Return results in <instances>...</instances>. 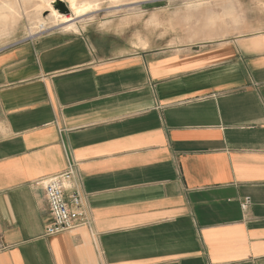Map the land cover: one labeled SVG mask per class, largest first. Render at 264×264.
Listing matches in <instances>:
<instances>
[{"label": "crops", "instance_id": "crops-1", "mask_svg": "<svg viewBox=\"0 0 264 264\" xmlns=\"http://www.w3.org/2000/svg\"><path fill=\"white\" fill-rule=\"evenodd\" d=\"M232 4L221 38L192 15L157 46L0 52V264H264V0ZM69 171L89 225L46 236L42 184Z\"/></svg>", "mask_w": 264, "mask_h": 264}, {"label": "rangeland", "instance_id": "rangeland-1", "mask_svg": "<svg viewBox=\"0 0 264 264\" xmlns=\"http://www.w3.org/2000/svg\"><path fill=\"white\" fill-rule=\"evenodd\" d=\"M99 1L101 5L98 11L79 17L75 19V21L78 26H84L80 31L85 30L87 33L100 32L108 37V42H110L112 48H127L130 44L134 45L138 39L149 40L152 46H157L162 42L160 39L163 36L169 38L183 34L188 36L191 31H189V29L190 26L192 27V17L188 23H185L183 18L186 14V4L192 3L195 0H122L117 6L111 5V0ZM203 1L209 3V6H206L205 10L208 11V13L214 12L218 14L221 12L222 8L220 9V7L217 6L221 0ZM247 1L248 0H243V2L246 3ZM63 2L67 5L70 0H63ZM80 2L83 1L80 0ZM54 4L55 2H51L53 8ZM22 10H24L23 7ZM33 11L34 10L30 8L28 10L30 13ZM56 11L58 12V10ZM192 11L194 12L193 14L191 12V16L193 15L194 19L196 18L198 21H201V25L205 14L204 9ZM48 15L49 10L46 9L43 16L47 17ZM155 15L158 19V23H150V18ZM225 25L228 34L235 30V25ZM48 31L53 30L50 29ZM29 32V23L23 15L21 21L8 35H1L0 50L13 47L26 41ZM103 42L105 41L103 40Z\"/></svg>", "mask_w": 264, "mask_h": 264}, {"label": "bare ground", "instance_id": "bare-ground-1", "mask_svg": "<svg viewBox=\"0 0 264 264\" xmlns=\"http://www.w3.org/2000/svg\"><path fill=\"white\" fill-rule=\"evenodd\" d=\"M57 0H0V37L6 36L9 32L21 21L23 15L30 26V36L48 31L50 29L62 31L77 32L83 29L84 26H78L75 19L79 17L95 13L100 8L99 0H70L67 7L70 9L69 15H63L57 12L51 5V2L56 3ZM63 1V0H61ZM235 0H221L217 6L221 9V4H227L221 12L216 14L214 12L208 13L206 3L203 0L187 3L185 6V16L183 21L188 23L191 19L192 10L204 9L203 22L198 26L196 34L204 37H223L228 31L226 30V23L223 22V17L232 16L234 14L233 2ZM67 2V1H66ZM122 0H111V5L117 6ZM22 7L24 10H22ZM33 9L32 13L28 10ZM48 9L49 15L43 16L44 11ZM32 11V10H31ZM150 23L157 24L158 19L155 16L150 18ZM6 34V35H5ZM29 37V36H28ZM31 38V37H30ZM209 39V38H208ZM211 39V38H210ZM216 39V38H215ZM136 48L142 47L143 44L140 39L134 44Z\"/></svg>", "mask_w": 264, "mask_h": 264}, {"label": "built area", "instance_id": "built-area-1", "mask_svg": "<svg viewBox=\"0 0 264 264\" xmlns=\"http://www.w3.org/2000/svg\"><path fill=\"white\" fill-rule=\"evenodd\" d=\"M4 49H1L0 52ZM70 178L71 172L69 171L51 177L42 184L51 218L50 224L45 229L46 236L70 231L80 225H89L81 196L77 192L65 196L63 184ZM249 204V199H246L241 205L242 210L246 211Z\"/></svg>", "mask_w": 264, "mask_h": 264}, {"label": "water", "instance_id": "water-1", "mask_svg": "<svg viewBox=\"0 0 264 264\" xmlns=\"http://www.w3.org/2000/svg\"><path fill=\"white\" fill-rule=\"evenodd\" d=\"M53 6H54V9L58 10L60 14L68 15L70 13L69 9L67 8L66 3H64L61 0H57Z\"/></svg>", "mask_w": 264, "mask_h": 264}]
</instances>
